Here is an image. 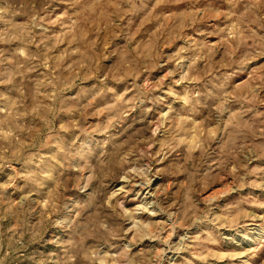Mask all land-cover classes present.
Wrapping results in <instances>:
<instances>
[{
  "label": "rangeland",
  "instance_id": "1",
  "mask_svg": "<svg viewBox=\"0 0 264 264\" xmlns=\"http://www.w3.org/2000/svg\"><path fill=\"white\" fill-rule=\"evenodd\" d=\"M0 264H264V0H0Z\"/></svg>",
  "mask_w": 264,
  "mask_h": 264
}]
</instances>
